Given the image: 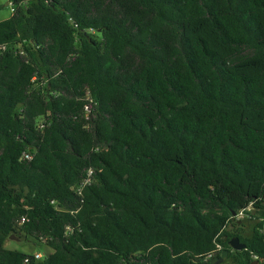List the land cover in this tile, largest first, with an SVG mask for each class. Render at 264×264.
Wrapping results in <instances>:
<instances>
[{
  "label": "trees",
  "instance_id": "obj_1",
  "mask_svg": "<svg viewBox=\"0 0 264 264\" xmlns=\"http://www.w3.org/2000/svg\"><path fill=\"white\" fill-rule=\"evenodd\" d=\"M11 1L0 264H264V0Z\"/></svg>",
  "mask_w": 264,
  "mask_h": 264
},
{
  "label": "rangeland",
  "instance_id": "obj_2",
  "mask_svg": "<svg viewBox=\"0 0 264 264\" xmlns=\"http://www.w3.org/2000/svg\"><path fill=\"white\" fill-rule=\"evenodd\" d=\"M10 15V7L8 5L7 0H0V20H3L9 17ZM13 236L14 238L8 237L4 242V246L8 249H16L28 253H41L43 255L52 252V249L47 245L33 243L31 240L26 241L24 238L16 235ZM224 261L218 264H227L226 262L224 263Z\"/></svg>",
  "mask_w": 264,
  "mask_h": 264
},
{
  "label": "water",
  "instance_id": "obj_3",
  "mask_svg": "<svg viewBox=\"0 0 264 264\" xmlns=\"http://www.w3.org/2000/svg\"><path fill=\"white\" fill-rule=\"evenodd\" d=\"M264 197V195H263ZM233 215H235V213H233ZM238 223H244L245 225H247V222H248V218H243V219H240L237 221ZM10 238H14L13 235H10ZM228 244L230 245V247L232 249H235V250H239V249H242V248H245V244L240 242L239 241V238L237 236H234L232 237L231 239H229L228 241ZM227 255H228V250H223L219 256H214L211 261H210V264H218L222 261H224L226 258H227ZM257 259L253 260L251 262V264H256L257 263Z\"/></svg>",
  "mask_w": 264,
  "mask_h": 264
},
{
  "label": "built area",
  "instance_id": "obj_4",
  "mask_svg": "<svg viewBox=\"0 0 264 264\" xmlns=\"http://www.w3.org/2000/svg\"><path fill=\"white\" fill-rule=\"evenodd\" d=\"M7 2H8V5H9V7H10V12L13 13L14 10H15V5H14V3H13L11 0H7ZM23 156H24L25 158H30V157H31V155H30V154H27V153H24ZM90 172H91V171H88L87 178H85V179L83 180L81 187H82L83 185H85L86 183H89V181H90V179H89V174H90ZM81 187H79V188L77 189L78 192H80ZM244 215H245V212H244L243 210H241V211H239V212L236 214L235 217H236L237 219H241V218H243ZM220 249H221V246H220L219 244H217V245H216V248H215V251H218V250L220 251ZM34 257H35L36 259H39V258H42V257H43V254H41V253H34Z\"/></svg>",
  "mask_w": 264,
  "mask_h": 264
},
{
  "label": "flooded vegetation",
  "instance_id": "obj_5",
  "mask_svg": "<svg viewBox=\"0 0 264 264\" xmlns=\"http://www.w3.org/2000/svg\"><path fill=\"white\" fill-rule=\"evenodd\" d=\"M250 210V207H248L247 209H246V212L247 213H245V215L243 216V218H248V222H247V225L246 226H248L249 225V214H248V211ZM243 218H241V219H243ZM240 220V219H239ZM241 223V222H240ZM244 224V223H243ZM263 232H264V228H263ZM225 250V249H224ZM225 261H226V259H225ZM225 261H224V263H225ZM256 264H259L258 263V261H257V263Z\"/></svg>",
  "mask_w": 264,
  "mask_h": 264
}]
</instances>
